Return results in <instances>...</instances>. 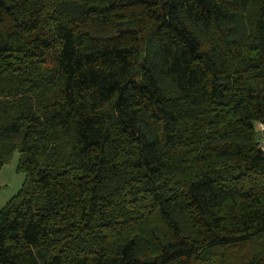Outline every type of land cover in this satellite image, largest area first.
Returning a JSON list of instances; mask_svg holds the SVG:
<instances>
[{"label": "trees", "instance_id": "1", "mask_svg": "<svg viewBox=\"0 0 264 264\" xmlns=\"http://www.w3.org/2000/svg\"><path fill=\"white\" fill-rule=\"evenodd\" d=\"M264 0H0V264H264Z\"/></svg>", "mask_w": 264, "mask_h": 264}, {"label": "rangeland", "instance_id": "2", "mask_svg": "<svg viewBox=\"0 0 264 264\" xmlns=\"http://www.w3.org/2000/svg\"><path fill=\"white\" fill-rule=\"evenodd\" d=\"M18 161L19 153L15 152L0 168V209L19 192L24 182L25 174L18 169Z\"/></svg>", "mask_w": 264, "mask_h": 264}, {"label": "built area", "instance_id": "3", "mask_svg": "<svg viewBox=\"0 0 264 264\" xmlns=\"http://www.w3.org/2000/svg\"><path fill=\"white\" fill-rule=\"evenodd\" d=\"M260 135H261L260 147L264 150V124H260Z\"/></svg>", "mask_w": 264, "mask_h": 264}]
</instances>
